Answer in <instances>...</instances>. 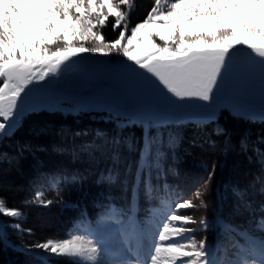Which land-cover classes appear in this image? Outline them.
<instances>
[{
    "label": "snow or ice",
    "instance_id": "6c2138e0",
    "mask_svg": "<svg viewBox=\"0 0 264 264\" xmlns=\"http://www.w3.org/2000/svg\"><path fill=\"white\" fill-rule=\"evenodd\" d=\"M134 7V0H0V139L14 135L22 127L24 118L44 111L76 115L103 110L110 116L130 117V124L139 122L155 127L193 115L153 101L137 107L80 103L71 109L63 108L59 100L28 103L33 89L59 81L69 64L88 55L122 57L106 61L111 71L119 72L121 66L130 69L142 76L156 96L170 105L209 109L195 114L205 122L218 120L225 110L234 118L246 117L247 103H220L217 97L225 74L241 58L247 60L246 74L264 81V0H154L145 18L130 26V12ZM110 19L114 21L111 30H118L114 39L98 31L108 26ZM241 49H247L249 55L242 57ZM214 132L217 136L226 134L219 125ZM75 135H87V132ZM95 135L103 142L86 143L80 151L87 152L91 159H95L96 151L110 153L113 162H118L122 143L119 135L108 137L99 130ZM173 139L170 135L169 147H173ZM209 143L214 144V141ZM28 147L21 146L19 155L23 156ZM128 147L131 148L130 143ZM241 148H247L244 141ZM54 150L69 151L66 148ZM70 151L74 157L77 155L75 148ZM164 155L161 150L153 154L146 134L135 177L138 186L144 176L146 195L153 190L151 170L162 168ZM5 159L9 165L13 161L19 163L17 157H9L7 153L0 155V162ZM261 163H264V153ZM215 168L213 165L208 176L197 183L191 198L183 199L176 208L206 206L205 197ZM169 171L178 175L174 167ZM116 178L117 174L109 170L107 175H100L97 183H113ZM79 179L82 177L76 174L58 173L50 183L58 186ZM232 191L244 208L250 206L244 199L246 190L233 187ZM261 191L264 192V188ZM5 201V197H0V214L15 219L16 222L7 227L13 228L23 241L15 246L18 250L68 258L72 264H264V235L253 237L246 231L240 232L243 243H234L232 257L219 261L207 240L196 239L197 229L188 226L206 227V222L176 213L167 216L147 261L140 259L146 228L130 215L121 218L115 208L102 213L95 222L82 220L76 225L77 231L66 238L23 240L25 234L34 237V229L25 228L20 222L26 215L23 210L6 207ZM55 202L45 199L44 192L36 191L22 203L47 208ZM258 224L264 232V217ZM117 236L122 246L112 245L111 241Z\"/></svg>",
    "mask_w": 264,
    "mask_h": 264
},
{
    "label": "trees",
    "instance_id": "16d2710c",
    "mask_svg": "<svg viewBox=\"0 0 264 264\" xmlns=\"http://www.w3.org/2000/svg\"><path fill=\"white\" fill-rule=\"evenodd\" d=\"M134 5L130 12V26L145 18L154 6V0H134ZM113 22L110 19L108 26L99 29L108 39H114L118 33V30H111ZM217 125L226 130L225 135L215 134ZM97 130L106 132L108 137L119 135L122 143L118 162H113L110 153L96 151L95 159H91L87 152L80 151L86 143L103 142L102 138L96 137ZM77 132H87V135L76 136ZM146 134L153 154L157 150L165 154L161 158L162 168L151 170L153 190L150 195H146L144 176H141L138 186L135 180ZM170 135L174 138L173 147L168 146ZM209 141H214V144ZM241 141L246 143V150L241 148ZM23 145L29 147L20 156ZM55 148L69 151L60 153ZM73 148L77 151L75 157L70 151ZM4 153L17 157L19 163L13 161L9 165L6 159L0 162V184L4 185L0 186V197L6 198V207L23 210L26 215L20 222L35 232L34 237L25 234L23 240L65 236L82 220L95 221L113 208L122 218L130 215L141 224L150 221L153 216L174 213L176 204L193 193L197 183L212 171L213 165H216L215 175L205 197L206 206L201 208L204 210L203 218L212 219L216 213L214 210H217L228 227L237 221L244 222L243 217L234 216L241 214L238 208L242 209V202L233 194V187L246 190L244 199L250 204L244 213L247 225L264 217V192L261 191L264 188V177L261 175L264 166L261 163L264 118L260 117L234 118L225 110L218 120L211 122L196 118L162 127L150 126L146 132L142 123L130 124L121 116H110L106 111L76 115L44 111L24 118L22 127L14 135L0 139V155ZM173 167L178 175L174 176L169 171ZM109 170L117 174L115 182L97 183L100 175H107ZM58 173L76 174L82 179L55 186L50 181ZM36 191L44 192L45 199H53L55 203L64 202L61 210L56 212L55 203L47 208L25 206L22 202ZM45 211L52 216L44 214V219L52 222L46 227L38 219ZM14 222V218L0 214V264H50L41 256L30 257V253L15 247L23 241L18 239L13 228L7 227ZM240 232L229 227L224 242L233 243L242 239Z\"/></svg>",
    "mask_w": 264,
    "mask_h": 264
},
{
    "label": "rangeland",
    "instance_id": "374dc122",
    "mask_svg": "<svg viewBox=\"0 0 264 264\" xmlns=\"http://www.w3.org/2000/svg\"><path fill=\"white\" fill-rule=\"evenodd\" d=\"M240 55L242 57H246L249 55V53L247 49H241ZM120 59L123 58L116 56L100 57L90 55L80 57L67 66L59 81L33 89L32 91L39 90L43 93L37 91L31 92L28 97V103L36 104L59 100L62 102L61 106L63 108L71 109L74 104L80 103L137 107L143 105L146 102L153 101L169 105L178 111L193 114L192 116L177 120L176 123H182L190 119L199 118L195 114L210 111L209 109H202L196 105H170L168 101L156 96L151 86L142 76L132 72L130 69L124 66H121V70L119 72L111 71L110 66L106 61H116ZM246 64V58H241L236 64L232 66L231 70L225 74V77L222 79L220 84L217 99H220V103H247L249 111L246 116L264 118V81L251 78L248 74H246L244 70ZM195 103L199 104L200 102ZM121 117L126 122H129L131 119L130 117L124 115H121ZM142 125L144 126V130L147 132L150 126L147 124ZM194 165L200 166L199 163H194ZM261 170V175L264 177V166H262ZM253 183L256 182L253 181ZM0 186L4 185L0 184ZM249 186L246 187L249 188ZM250 187L254 186L252 185ZM188 198H191V195ZM63 203L64 202H62V204ZM62 204H54L56 212L61 210ZM41 209L42 208H40V210ZM238 210L241 214L237 213L234 216L243 217L242 220L244 222H234L233 225L229 226L230 228H236L238 231H246L253 237L264 235V232H262L259 227V220H252L253 222H250L247 225L245 223L247 215L244 214L246 212V208L242 206V209L238 208ZM202 212H204V210L201 208H176L174 213L181 215H192L195 219L201 220L203 218ZM214 212L212 219H202L206 222V227L204 225L188 226L196 228L197 231L194 233L195 238L206 239L208 244L211 246V251H213L215 258L219 261H223L232 257V253L234 251L232 246L235 242H224V235L229 230V227L225 226L227 224L222 216L217 212V210H214ZM45 213L46 211L43 212V214H40L41 216L38 217V219L40 218L41 224L46 227L49 224H52V222L44 219ZM48 213L49 212L46 213L47 217H52ZM168 215L164 217L165 220L161 222L162 224L159 230H157L154 225L145 226L147 232L146 236L142 240V244L143 250L145 251L147 257L150 256L152 247L158 240L157 234L160 230H162L163 223L167 222L166 218ZM53 217L56 216L54 215ZM75 231H77L76 226L70 231L69 234H66L65 236L59 235L58 237L52 236L50 238H66ZM211 236H214V238H208ZM45 239L47 238H43V240ZM111 243L113 246H116L115 244L118 243L117 237L111 241ZM29 256H41L43 259H46L45 262H50V264H72V261L68 258L50 257L44 253L32 252ZM32 259L33 258H31V260ZM146 259L148 260V258Z\"/></svg>",
    "mask_w": 264,
    "mask_h": 264
},
{
    "label": "water",
    "instance_id": "95a60500",
    "mask_svg": "<svg viewBox=\"0 0 264 264\" xmlns=\"http://www.w3.org/2000/svg\"><path fill=\"white\" fill-rule=\"evenodd\" d=\"M34 91L41 92V91H39V90H34ZM34 91H32V92H34ZM41 93H43V92H41Z\"/></svg>",
    "mask_w": 264,
    "mask_h": 264
}]
</instances>
